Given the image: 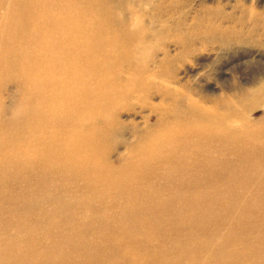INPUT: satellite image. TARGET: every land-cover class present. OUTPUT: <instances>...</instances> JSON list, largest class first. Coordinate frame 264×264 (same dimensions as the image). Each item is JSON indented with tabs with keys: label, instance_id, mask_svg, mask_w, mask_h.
I'll return each mask as SVG.
<instances>
[{
	"label": "rangeland",
	"instance_id": "1",
	"mask_svg": "<svg viewBox=\"0 0 264 264\" xmlns=\"http://www.w3.org/2000/svg\"><path fill=\"white\" fill-rule=\"evenodd\" d=\"M116 4L132 26L136 24L134 15L139 10L144 14L140 27L147 31V47L151 51L147 67L157 75L162 70L164 75L153 79L156 85L163 84L166 90L178 93L182 100L207 107L210 105L207 100L220 104L225 96L229 98L243 91L258 94L264 90V30L261 29L264 0H116ZM252 23L256 24L257 32L246 38L242 36L243 41L228 39V43L220 44L213 39L216 29L241 30L246 35ZM211 30V35L205 36L206 31ZM163 54H166V65ZM14 94V88L9 86L2 96L6 104ZM159 95L149 90L147 99H141H146L145 102L132 99L127 109L120 110L119 121L123 128L109 154L112 165L123 166L128 157L125 147L134 143V131L161 126ZM263 105L264 101L258 109L246 114L252 126L250 131L257 135H250L247 141L243 139L242 146L238 144L229 151L219 152V159L229 166L227 169L213 173L203 170L191 177L186 173V163L166 158V152L162 155L160 150L156 154L160 160L154 158L147 163L148 168L128 170L126 175L110 171L114 176L104 184L77 182L79 188L74 189V184L69 186L65 179L52 176L49 181L56 195L63 196L62 217L56 213L62 205L49 201L29 215L17 217L12 213L14 205L0 197V264H160L164 258L182 250L187 255L182 256L178 264L192 263V253L200 256L195 264H205L200 246L214 248L220 241L229 255V259L224 257L221 262L249 264L248 255L262 258ZM8 118L9 114L0 116L2 120ZM235 122L232 124H238ZM169 131L166 128V132ZM170 147L166 148L167 152ZM138 161L141 162L138 158L135 165ZM35 184L21 179L13 189L24 193L45 186V183ZM173 196L176 198L171 199ZM192 212L198 213L200 219L210 220L202 235L197 233V228L176 225L178 214H184L185 218ZM152 214L158 218L149 220ZM235 229L247 239V250L232 239L222 241L231 237ZM79 230L82 235L78 234ZM212 235L218 242L211 241ZM56 246L63 250L57 251Z\"/></svg>",
	"mask_w": 264,
	"mask_h": 264
},
{
	"label": "bare ground",
	"instance_id": "2",
	"mask_svg": "<svg viewBox=\"0 0 264 264\" xmlns=\"http://www.w3.org/2000/svg\"><path fill=\"white\" fill-rule=\"evenodd\" d=\"M134 16L136 24L132 26L116 0H0V116L9 114L8 119H0V197L14 205L15 216L29 215L48 201L61 204V212H55L63 216V196L56 195L49 181L52 176L65 179L69 186L74 184V189L79 188L77 182L104 184L114 176L110 171L126 175L128 170L148 168L147 163L158 160L156 154L161 150L166 158L186 163V173L193 177L203 170L213 173L227 169L220 153L257 135L250 131L246 114L259 108L264 90L259 95L243 91L225 96L220 104L207 100L208 107L182 100L165 85L155 84L154 78L163 77V71L157 75L148 69L151 51L147 31L140 27L144 14L139 10ZM211 32L206 31L205 36ZM255 32L257 27L252 23L246 35L241 30L216 29L213 39L226 44L228 39L243 41ZM162 60L166 65V54ZM9 86L15 94L6 104L2 96ZM149 90L160 94L161 126L134 131V143L125 147L128 157L123 166H114L109 154L122 133L120 110L127 109L132 99L145 102ZM234 121L238 124H232ZM162 143L166 144L160 148ZM138 158L139 166L135 165ZM21 179L45 186L38 191L17 192L13 188ZM183 215L176 216V225L197 228L200 235L207 231L209 218L208 223L195 212L185 218ZM78 234L82 235V230ZM231 235L222 241L232 239L247 250L249 243L239 230ZM212 240L216 241V236L212 235ZM220 242L214 248L200 246L205 264H226L227 260H221L229 259V255ZM198 254L192 253L189 264L200 261ZM184 255L182 250L160 264H178ZM247 261L264 264V256L254 259L248 255Z\"/></svg>",
	"mask_w": 264,
	"mask_h": 264
}]
</instances>
